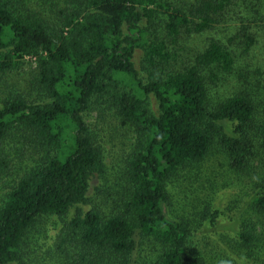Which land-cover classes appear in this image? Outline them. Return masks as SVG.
I'll return each instance as SVG.
<instances>
[{"label":"trees","instance_id":"1","mask_svg":"<svg viewBox=\"0 0 264 264\" xmlns=\"http://www.w3.org/2000/svg\"><path fill=\"white\" fill-rule=\"evenodd\" d=\"M263 27L264 0H0V180L31 159L0 196V264H264V172L250 171H264ZM27 59L24 93L4 79ZM93 112L133 131L109 212L89 199L107 171ZM214 154L249 195L220 240L231 254L194 237L236 199L226 208L204 187L192 214L171 212L170 184L209 182Z\"/></svg>","mask_w":264,"mask_h":264},{"label":"rangeland","instance_id":"2","mask_svg":"<svg viewBox=\"0 0 264 264\" xmlns=\"http://www.w3.org/2000/svg\"><path fill=\"white\" fill-rule=\"evenodd\" d=\"M232 16H228L225 20L229 21ZM220 29H222V26L220 27ZM257 30L260 40L259 44L254 50L253 58L256 64L264 67V52L263 46L261 44V41L264 39V27ZM208 35L209 34L206 33L203 35V38L199 37L195 40H192V42H190L189 44L192 47H195V45L201 47L203 44L201 40H203L205 37H208ZM135 61L138 66L139 54H136ZM243 62L244 61L242 59H238V69L242 68L245 65ZM34 69V61L27 59L26 64L21 70L10 73L8 77L4 79V81L10 86H15L24 93H29L31 91L29 80ZM0 83L2 82L0 81ZM230 83V80H225L222 86L225 85L227 87V85ZM219 89L220 93L224 95L225 91L223 90V87H220ZM150 101L152 107L156 109V100L151 96ZM85 121L88 124L90 130L95 135L96 142L100 145L103 151L104 161L107 169L106 175L104 177L96 176L92 180L89 190V199L92 203H97L98 208L100 207V209H103L105 212H109L115 204L113 198L118 197L119 187H123V178L121 172L123 171L127 156L131 150V145L133 143V131L128 124L123 122L112 113H89L85 116ZM14 162H17L18 164L16 163L17 165L16 168L13 169V172L9 173V175L2 176L0 180V196L1 194L9 190V188L12 186L13 181L16 178L15 175L22 172L20 170V167H26L31 163V159L17 158L12 163ZM205 163L206 165L202 172L203 175L206 174L205 179H210L209 182L203 181V178L200 177L198 181L193 184V186L187 185L189 190L185 189V186H183L184 184L179 186L177 185L178 183L170 184L171 186L169 191L171 193V212L172 214L182 215L184 213L183 210L187 209L188 212L192 214L195 210L198 209L197 207L206 200L205 193H202L200 190L204 187L207 188L209 196H212L213 198L215 196V198H217L221 202L222 206L224 205L226 208L228 207V203L236 199L237 203L234 207H237L234 208L232 206L230 210L226 209V216H223L222 219H219L217 227H207L204 225L202 228H200L199 231L197 230V233L194 237L196 242L203 235L207 237V239L205 240L206 243L208 242V245H212L218 251L223 250L225 252L226 250H228L231 254L229 243H225L220 240H225L224 233L227 232L226 228L230 224L228 222L229 218H234L235 220L241 218V209L245 207V204L249 200V195H246L245 189H243V191L240 190L239 187H241V184H238L237 180L239 179V177L236 174H233L232 172H225L226 167L224 166L219 154H214ZM251 166L252 169L250 171H255V173L251 176V179L254 177H258L259 179L262 178L264 171L260 167V162L255 160L253 161ZM180 186H182L181 189L184 190V193L188 194L187 198L183 195H180L182 193L179 189ZM190 187L192 188V192L190 191ZM196 195H198L200 198L198 199V201L195 199ZM88 207H90V205L85 206V208ZM48 228L53 227L52 225H49ZM54 233L55 231H52L50 229L47 239L44 235L42 237V241L39 242L38 246H35V248L44 244L51 243L50 237Z\"/></svg>","mask_w":264,"mask_h":264}]
</instances>
